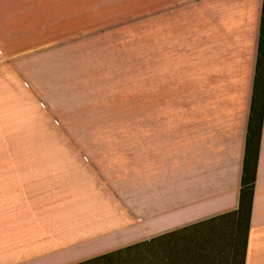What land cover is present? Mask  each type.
<instances>
[{"label": "crops", "instance_id": "1", "mask_svg": "<svg viewBox=\"0 0 264 264\" xmlns=\"http://www.w3.org/2000/svg\"><path fill=\"white\" fill-rule=\"evenodd\" d=\"M263 5L264 0H158L155 79L150 84L147 65L142 75L139 164L127 163L120 201L100 192L103 204L96 205L112 210L109 222L91 219L96 184H90L88 170L74 175L90 184L92 193L86 194L74 190L72 178L65 180L69 190H56L52 181L34 183L0 170V264H75L134 238L148 244L169 236L183 248L199 242L210 264H228L222 244L214 249L218 244L211 239L220 220L238 222L251 108L260 105L254 86L264 74L263 59L258 66L260 44L264 57ZM115 179L114 172L109 183ZM73 200L71 207L85 202L87 226L76 208L71 215L62 210L63 202ZM118 208L124 211L116 213ZM244 221L240 264H264V112ZM106 225L116 227L119 238L95 236Z\"/></svg>", "mask_w": 264, "mask_h": 264}, {"label": "rangeland", "instance_id": "2", "mask_svg": "<svg viewBox=\"0 0 264 264\" xmlns=\"http://www.w3.org/2000/svg\"><path fill=\"white\" fill-rule=\"evenodd\" d=\"M157 3L0 0V43L17 54L8 58L0 47V170L34 183L52 181L56 190H69L65 180L72 178L84 194L95 183L91 219L109 222L100 192L120 201L127 163L139 164L142 75L147 65L150 84L155 79ZM84 169L90 184L74 176ZM114 172L117 183L110 184ZM75 202H63L62 210L71 215L76 208L87 226L90 212L84 201ZM116 229L100 226L95 236L119 238ZM243 231L244 218L229 217L213 230L214 249L222 244L228 264H240ZM199 244L190 240L183 248L173 236L142 244L138 237L110 258L75 264H210Z\"/></svg>", "mask_w": 264, "mask_h": 264}, {"label": "trees", "instance_id": "3", "mask_svg": "<svg viewBox=\"0 0 264 264\" xmlns=\"http://www.w3.org/2000/svg\"><path fill=\"white\" fill-rule=\"evenodd\" d=\"M264 29V5H263V12H262V30ZM261 44L259 50V58H258V66L261 64ZM259 88V89H258ZM257 88V78L254 86V93L257 91L260 92V105L259 108L256 109L255 106L251 108V115L248 127V133L246 138V155L244 159L243 165V172L241 178V190L239 195V208L237 211L238 215V222L240 223L243 218L248 219L250 215L251 209V199H252V190H253V182H254V175H255V168L256 162L258 158V151H259V141H260V133L262 128V121H263V112H264V74L260 81V84ZM245 225V221H244ZM132 246H126L115 251H112L107 254H103L99 257L103 258H110L114 254L120 253L122 251L128 250Z\"/></svg>", "mask_w": 264, "mask_h": 264}]
</instances>
